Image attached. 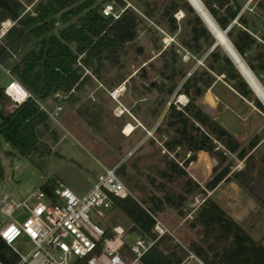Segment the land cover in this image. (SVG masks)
<instances>
[{
	"label": "trees",
	"instance_id": "1",
	"mask_svg": "<svg viewBox=\"0 0 264 264\" xmlns=\"http://www.w3.org/2000/svg\"><path fill=\"white\" fill-rule=\"evenodd\" d=\"M116 1L125 5L123 0ZM202 1L222 28L231 23L227 35L264 85V76L247 58L255 38L253 33L259 31L257 23L249 19L250 12L242 9L239 0ZM255 3L264 9V0H256ZM170 6L174 9L177 4L171 1ZM101 8L96 0H39L32 12H22L21 0H0V21L6 18L14 20L2 37L0 62H7L20 47L34 42L10 67V72L33 96L26 97L9 113L0 110V135L20 154L34 159L35 152L40 149L39 140L48 128V114L40 109L37 100L42 101L59 90L72 97V91L80 89L85 81L91 79L92 74H99L101 66L106 63L119 64L121 57L128 51V42L136 37L137 24L141 18L133 8L125 6L117 16L105 15ZM184 8L191 13V17L185 21L189 37H179L180 43L189 49L201 51L213 43L214 37L188 2ZM144 13L151 15V11L146 8ZM162 16L168 23L169 31L174 32L177 24L172 11L165 8ZM58 22L63 26L57 33L52 32ZM261 25L263 30L259 39L264 54V19ZM198 38L200 40H196L197 44H192L191 39ZM159 56L161 64L155 66V69L163 73L166 68L174 67L178 52L171 45L161 49ZM204 59L205 64L196 66L188 75L185 76L184 71L179 72L184 78L176 92H182L188 99L179 106L173 101L168 103L161 121L153 130L154 137L148 138L153 150L131 158V163L129 160L121 162L116 168L122 181L139 192L140 199L133 195L112 196L113 207L121 210L146 231L150 230L155 221L153 215L164 204L177 208L184 215L186 211L181 206L187 196L196 190L203 193L202 201L188 219V225L198 237L191 239L187 247L176 248L174 245L166 252L152 244L141 256L142 264H177L186 248L195 252L207 264H264V244L251 236L207 195V190L213 189L220 181L234 180L264 208V182L260 179L264 168L256 163L252 154L260 135L254 134L246 145H241L232 132L203 109L198 102L199 90L201 87H209L217 74H223V79L239 95L252 101L261 111H264V104L220 44L210 47ZM87 68L91 69L90 72H84ZM173 74L172 71L166 76L172 77ZM124 78L121 75L105 83L107 87L113 88ZM172 90L173 86L167 87L168 93ZM2 92L3 87L0 86V94ZM218 142L222 147L218 146ZM199 149L204 150L199 151L198 161L206 167L213 165L210 157L213 159L217 156L219 162L224 161L227 156L225 150L235 152L239 159L244 160V164L233 170L228 164L222 165L201 186L185 169L195 159ZM156 154H159L156 159L162 165L156 163L154 169L162 180L156 182L155 175L150 176L154 186L150 188L139 182L137 164L142 157L155 159ZM180 177L184 178L178 189L167 187V182ZM53 182L45 180L40 188L52 195ZM0 259L4 264H12L16 260V255L1 236ZM74 264H87L86 256L77 258Z\"/></svg>",
	"mask_w": 264,
	"mask_h": 264
},
{
	"label": "rangeland",
	"instance_id": "2",
	"mask_svg": "<svg viewBox=\"0 0 264 264\" xmlns=\"http://www.w3.org/2000/svg\"><path fill=\"white\" fill-rule=\"evenodd\" d=\"M21 1L22 12H32L34 5L39 0ZM123 1L124 6H129L136 11L141 21L137 24L136 37L128 42V51L120 59L119 64H122V66L106 63L101 66L99 74H92L91 79L85 81L80 89L73 90L72 97L71 95L68 96V93L59 90L40 101L48 110L53 107L57 99H65L66 105L61 112L54 114L53 117L48 114V128L39 140L40 149L35 152L34 159L20 154L0 135V166L2 169L0 174V197L3 192H7L9 196L23 198L29 192L36 191L45 180L55 181L56 179L63 180L78 194L85 192L96 180L98 174L102 172L101 164L107 166L119 165L127 160L131 163V158L142 152L153 150L148 138L154 137V126L161 121L168 103L173 101L179 106L182 105L185 98L188 99V96L182 92H176L184 78L179 75V72L184 71L186 76L196 66H203L205 64L204 57L212 46V44L210 46L206 45L203 50L195 51L181 45L179 37H189V33L186 31L188 24L186 26L187 22L185 21L191 17V13L184 8L189 1ZM171 1L176 2V8L172 9L170 6ZM108 2L113 4L115 13L123 7L116 0H96V3L101 7ZM239 2L242 4V9L250 12L249 19L254 20L259 29V31L253 33L255 38L252 47L247 52V58L264 76L263 44L259 39V35L263 30L261 23L264 19V9L256 5V0H239ZM145 8L151 11L150 16L145 15ZM165 8H169L175 18L177 28L174 32L169 31L168 23L165 17L162 16V11ZM13 23L14 20L10 18L0 21V44L3 35ZM62 26L61 22L55 23L52 32L57 33ZM164 37H167L169 41L164 42ZM191 40L192 44L196 45V40L199 41L200 38ZM33 43H27L20 47L7 62H0L1 87L10 78L3 67L10 68L22 52ZM171 45L178 52L177 60L174 67H168L162 71L163 73H160L155 69V66L161 64L159 52ZM71 46L73 47V44ZM90 70L87 68L84 69V72H90ZM172 71L174 73L172 77L166 76V74H171ZM121 75L125 76L124 80L113 88L107 87L105 82L116 80ZM215 81L223 83L225 81L223 74H217L212 84ZM169 86H173L170 93L167 92ZM120 87L123 88L118 93L116 89ZM204 89L205 87H201L199 90L198 102L201 106V92ZM233 93L246 102L241 103L246 104V108L229 111L231 114L229 112L225 115L220 112L215 115L210 114L232 132L241 145H246L248 140L258 133L260 139L252 149V154L256 163L264 168V134L258 132L264 124V111L258 109L252 101H248V99L246 101L235 92ZM207 98L211 102H215L209 94H207ZM236 100L238 99L236 98ZM10 102V98L3 91L0 94V110L5 111ZM137 109L138 112H135ZM125 117L140 119L148 130L143 133V130L141 131L139 127H136L132 133L128 134L134 127L132 123H128L124 127ZM152 125L154 128H152ZM218 146L222 147L219 142ZM225 152L227 156L224 161L219 162L217 156L213 158L215 169L212 170L211 175L224 164H228L231 170L243 166L244 160L239 159L235 152L226 150ZM155 156V159L142 157L137 164L139 182L150 188H154L150 182V176L155 175L156 182L162 180L154 169V164L162 165V162H158V159H156L159 154ZM191 166H194L193 162L188 163L186 166L187 173L197 181L193 173L189 171ZM183 178L180 177L167 182V187L178 189ZM208 179L201 183L197 182L202 186ZM260 179L264 182V169L260 173ZM128 188L134 197L140 199L137 190ZM207 195L211 196L251 236L264 243V208L246 190L241 188L234 180H225L220 181L213 189L207 190ZM202 198L203 193L197 190L189 194L181 206L186 211L184 215H181L177 208L164 204L153 215L155 219L153 230L158 233L156 226L159 225V228L164 229L165 232L153 244L166 252L174 245L176 248L179 246L187 247L191 239L197 238L198 235L188 225V219L191 218ZM142 204L146 205L147 203ZM103 210L104 217L96 214L94 210L90 211L89 216L101 226H107L108 229L114 224H120L124 227L131 224L123 239L125 242L124 251L129 255H133L129 251V246L136 237L143 235L140 227L115 207L103 208ZM12 215L16 218H22L23 212L17 209ZM8 218V215L0 211V224ZM144 231L149 236H155L152 230ZM14 244L20 250L26 251L31 242L28 237L23 235L16 239ZM186 252L182 253V258Z\"/></svg>",
	"mask_w": 264,
	"mask_h": 264
},
{
	"label": "built area",
	"instance_id": "3",
	"mask_svg": "<svg viewBox=\"0 0 264 264\" xmlns=\"http://www.w3.org/2000/svg\"><path fill=\"white\" fill-rule=\"evenodd\" d=\"M124 7H121L120 11ZM101 10L103 14L113 16L120 12L115 13L113 4L109 2L104 4ZM163 41L168 42L169 39L164 37ZM3 69L10 77L3 86L4 93L11 100L4 111L9 113L26 97L33 95L10 72V68ZM19 89L23 93L17 98V94L13 92ZM186 101L187 98L182 104ZM37 102L40 109L52 117L66 105L65 99H57L48 110L39 100ZM101 166L102 172L81 194L76 193L61 179L53 182L52 195H48L40 187L23 198L9 196L7 192L1 194L0 211L9 218L0 224V236L16 255L12 264H74L77 258L84 256L87 264H142L141 256L165 230L156 233L153 230L154 222L150 228L155 234L152 237L140 228L143 235L136 237L130 244L129 251L133 255H129L124 251L123 236L131 224L125 227L114 224L108 229L107 226H101L92 220L90 211L94 210L96 214L104 217L103 208L113 207L112 196L132 195L116 172L118 164ZM17 209L23 212L22 218L12 215ZM23 235L31 242L26 251L20 250L14 244V241ZM186 250L185 256L177 264H207L195 252ZM0 264H4L1 259Z\"/></svg>",
	"mask_w": 264,
	"mask_h": 264
},
{
	"label": "crops",
	"instance_id": "4",
	"mask_svg": "<svg viewBox=\"0 0 264 264\" xmlns=\"http://www.w3.org/2000/svg\"><path fill=\"white\" fill-rule=\"evenodd\" d=\"M122 88L123 87H120V88L116 89L117 92L119 93L122 90ZM233 92L238 94L235 91V89H233V87L230 84H228L226 81H223V83L215 81V83L211 84L210 87H205L203 92H201V100L200 99L199 100L202 103L203 109L205 111L211 113V114H214V115L218 114L219 112L222 113V114L224 113V115H225L229 111H232V110L236 111V109H239V108H246V106H245L246 104H244V105L241 104V103H246V102L243 101L238 96H236ZM207 94H209L210 97H213L215 102H211L210 100H208ZM239 96L242 97L241 95H239ZM235 97L238 100H236ZM242 98L247 101L246 98H244V97H242ZM135 112H138V109ZM222 118H223V115H222ZM128 123H132V125L134 127L128 134L132 133L136 129V127H139V129L141 131L143 130V133H144L145 130H148L147 127L144 126L141 123V120L136 118V117H135V119L125 117V120H124V123H123L124 127H126V125ZM154 127L152 125V128H154ZM124 133L127 134L126 132H124ZM200 150H204V149H199L196 152L195 159H192L190 161V162H193L194 166L193 167L191 166L190 170L188 168V170L193 173L194 177L197 179V181L199 183H201L202 181H205L206 179L211 177V172H212L213 169H215L214 168L215 167V162L210 157V155H209V153L207 151L206 152H207L208 156L213 161V165L209 166V167H206V165H204V164L200 163V161H198L199 160L198 153H199ZM185 169H186V167H185Z\"/></svg>",
	"mask_w": 264,
	"mask_h": 264
},
{
	"label": "bare ground",
	"instance_id": "5",
	"mask_svg": "<svg viewBox=\"0 0 264 264\" xmlns=\"http://www.w3.org/2000/svg\"><path fill=\"white\" fill-rule=\"evenodd\" d=\"M188 1L200 13V15L203 18V21L205 22L207 27L213 32L218 42L223 44L226 51L235 61L238 68L240 69L242 74L245 76L250 86L253 88L254 93L260 98V100L264 104V85L263 83L259 80L257 75L250 68V66L247 64L246 60L242 57V55L237 51L231 39L227 35V33L223 31V28L218 24V22L213 17V15L209 12V10L207 9V7L205 6L202 0H188ZM13 93L17 94V98H20L23 91L19 89ZM159 227H160L159 225L156 226L158 232L163 230L162 228H159Z\"/></svg>",
	"mask_w": 264,
	"mask_h": 264
},
{
	"label": "water",
	"instance_id": "6",
	"mask_svg": "<svg viewBox=\"0 0 264 264\" xmlns=\"http://www.w3.org/2000/svg\"><path fill=\"white\" fill-rule=\"evenodd\" d=\"M192 7H193V9L195 10V12L200 16V18L203 20V18H202V16L200 15V13L194 8V6L190 3V2H188ZM233 21H235V20H233ZM204 22V21H203ZM205 23V22H204ZM230 25H231V23L230 24H228L225 28H223V31L226 33V31L229 29V27H230ZM205 26L207 27V25L205 24ZM207 29L211 32V34L213 35V37H214V41H213V43H212V46L211 47H213L215 44H217V43H219L222 47H223V49L226 51V49H225V47L223 46V44L222 43H220V42H218V40L215 38V36H214V34H213V32L207 27ZM226 53L229 55V53L226 51ZM229 57L231 58V60L233 61V63L235 64V66L237 67V69H238V71L240 72V74L243 76V78L245 79V81L248 83V85L250 86V84H249V82L247 81V79L245 78V76L242 74V72L240 71V69L238 68V66H237V64L235 63V61L232 59V57L229 55ZM250 88L253 90V88L250 86ZM253 92H254V90H253ZM256 95V94H255ZM257 96V95H256ZM257 98L260 100V98L257 96ZM261 101V100H260ZM262 102V101H261ZM260 134H264V124L260 127V129H259V131H258Z\"/></svg>",
	"mask_w": 264,
	"mask_h": 264
}]
</instances>
